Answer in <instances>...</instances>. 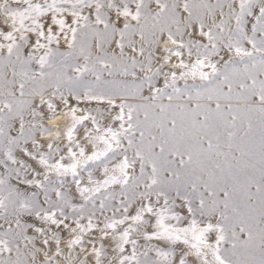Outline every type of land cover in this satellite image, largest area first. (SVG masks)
<instances>
[{
	"label": "snow or ice",
	"instance_id": "6c2138e0",
	"mask_svg": "<svg viewBox=\"0 0 264 264\" xmlns=\"http://www.w3.org/2000/svg\"><path fill=\"white\" fill-rule=\"evenodd\" d=\"M0 264H264V0H0Z\"/></svg>",
	"mask_w": 264,
	"mask_h": 264
}]
</instances>
